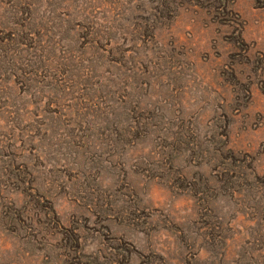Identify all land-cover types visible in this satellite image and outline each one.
Listing matches in <instances>:
<instances>
[{"label":"rangeland","instance_id":"rangeland-1","mask_svg":"<svg viewBox=\"0 0 264 264\" xmlns=\"http://www.w3.org/2000/svg\"><path fill=\"white\" fill-rule=\"evenodd\" d=\"M0 264H264V0H0Z\"/></svg>","mask_w":264,"mask_h":264}]
</instances>
